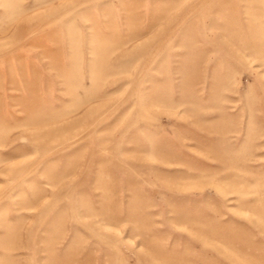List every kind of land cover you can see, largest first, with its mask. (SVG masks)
I'll return each mask as SVG.
<instances>
[{
    "label": "rangeland",
    "instance_id": "obj_1",
    "mask_svg": "<svg viewBox=\"0 0 264 264\" xmlns=\"http://www.w3.org/2000/svg\"><path fill=\"white\" fill-rule=\"evenodd\" d=\"M0 264H264V0H0Z\"/></svg>",
    "mask_w": 264,
    "mask_h": 264
}]
</instances>
